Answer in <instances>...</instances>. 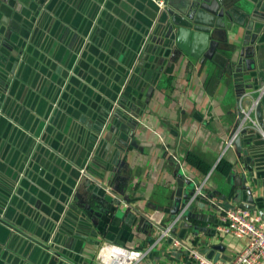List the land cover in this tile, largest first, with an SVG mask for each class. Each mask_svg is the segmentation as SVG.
<instances>
[{"label":"crops","instance_id":"0c3cea01","mask_svg":"<svg viewBox=\"0 0 264 264\" xmlns=\"http://www.w3.org/2000/svg\"><path fill=\"white\" fill-rule=\"evenodd\" d=\"M101 1L47 0L29 31L14 20L13 7L0 10L5 36L9 32L15 41L20 31L28 35L15 62L0 54L12 73L3 117L16 124L0 122V217L17 228L12 232L0 221V264H108L102 256L112 245L143 251L135 264H191L187 252L168 240L154 244V225L174 216L173 192L183 174L192 185L205 180L203 190L213 199L192 204L174 233L200 253L228 260L244 240L218 235L215 205H236L228 198L244 184L264 195V93L253 106L264 84V0H224L233 7L231 27L221 33L211 59L200 61L174 45L164 53L150 48L127 76L121 47L101 45L93 35L107 10L93 14L90 7ZM144 1L150 33L160 40L161 10ZM121 35L112 36L121 42ZM246 46L256 48L254 63L240 79L232 64ZM151 83L148 101L131 103ZM110 107L102 127L99 116ZM236 125L247 131L240 155L234 143L226 145ZM173 156L183 161L184 173ZM77 164L85 166L86 177ZM9 178L14 182L6 189Z\"/></svg>","mask_w":264,"mask_h":264},{"label":"water","instance_id":"95a60500","mask_svg":"<svg viewBox=\"0 0 264 264\" xmlns=\"http://www.w3.org/2000/svg\"><path fill=\"white\" fill-rule=\"evenodd\" d=\"M46 1L47 0H0V10L5 7L12 10L11 7H13L16 10L14 12V20L16 22H22L26 27V31H29V27H31L32 22H35L39 6ZM113 1L116 3V6H113L111 0H102L99 5L94 4L90 7V13L93 14L97 12L99 7L107 10V14L103 15V17L105 16L104 25L101 26V29L97 33L95 32L94 28L92 31L93 35H98L97 43H100L101 45L112 43L121 47L122 52L125 53L124 58L127 59V63L125 64L127 68L124 72L125 76H127L129 72L128 67H130L131 63H140L148 50L151 49L156 50V52L163 51L164 53L166 50L172 51L171 47L174 45L179 49V51H183L192 57L200 58V61L204 60L205 58L211 59L217 48L218 38L221 36V33H226L227 28L231 27L230 20H232L233 7H225L224 0H163L164 7L160 8L159 6H156L154 8V12L158 10V8L161 10L160 17L157 20L158 23L156 22L157 26L159 25L162 29V38L158 40L155 34L150 33L151 26L149 25L147 17V9H144L141 4L142 2L146 3L144 0H140V2L139 0ZM151 1L154 2L155 5H158L160 0ZM48 2L54 4L55 2H58V0H48ZM132 2H134L141 10H143L144 13L136 11L133 7H131V4H133ZM109 9L112 11V15L108 12ZM151 17H153V14H151ZM6 22V17L0 18V54H5V56L10 57V60L15 62L18 54L20 53V57L24 48V45H20V43L25 42L28 35L20 31L21 36L18 35L16 40L13 41V37L12 35L10 37L9 32H7L6 36L3 34ZM11 26L14 28L13 24ZM120 33L124 35V37L121 35V42L112 36L115 34L117 37ZM3 37H6L7 39H3ZM163 41L168 43L167 47L162 45ZM152 42H156L159 48H157V46H152ZM252 43L253 39H251V44ZM250 48L251 46H246L243 48L240 54L241 58L238 60V62L232 64L234 67L233 75L235 77L242 79L241 76L244 72L249 73V70L254 63V58L251 57V54L256 49L254 47V50L251 51L249 50ZM20 49H22L21 52H19ZM10 62L11 61L5 63L9 64ZM8 72V68L4 67L2 63H0V122L5 120L10 125V127H16V124L13 121L14 118H12L10 115H8V119L3 117V114H6L4 108L8 103V97L5 96V94L8 93L10 95L9 90L7 91L5 86L10 83L12 78V73L8 74ZM237 73L238 76H236ZM134 76L135 74H132L131 80ZM248 87V91H251L252 88L250 86ZM119 91L120 86L118 85L117 88L115 87V92ZM152 91L153 83L148 86L147 90L139 98V100H133L131 103H134L138 106H143V104L148 101ZM62 95L63 94H61L60 90L58 92V97H62ZM123 95L129 96V93L124 91ZM53 104H55V102ZM112 109L113 107H110L109 110L106 109V113L99 116L98 120L101 121L100 125H102V127V122L105 123V120L111 115L109 114V111L111 112ZM242 114L243 112L238 116L239 122L242 120ZM135 116L136 113L134 112L129 114L131 119V123L129 122L130 127H134L135 125ZM95 130L99 131L102 130V128L100 129L96 126ZM246 132L247 131L244 129L240 131L237 130V125L230 132V137L234 135L233 143L237 148L238 155H240L243 148L241 136H247ZM56 137H58V135H56ZM92 139L94 140L95 138L93 137ZM260 142L264 143L263 141ZM247 149L249 150V148ZM86 151H89V147L86 148ZM77 167V171H79L78 169L80 168L83 169L84 174L82 172L81 174L83 177H86V172L84 170L85 166L83 167L81 164H77ZM71 173L75 176L77 174V172ZM180 177L181 178H178V189L174 190L173 192V196H176L175 199L177 201V206L174 208V214L195 192V185L190 184V180L184 178L183 176ZM13 182L14 179L13 181L10 178L6 179L4 187L6 189L12 187ZM185 182L188 183L189 186L186 192L182 194L181 189ZM71 187L72 186L69 185L64 188L62 187V189L66 190L67 192ZM180 194H182L181 197L179 196ZM208 196L210 199H213L211 194H208ZM4 200L5 198L2 197L0 201L4 202ZM205 200L206 199H202L201 197H196L193 201V204H204ZM228 201L243 208L255 210L262 218H264V195H256L248 185L244 184L239 189L234 190V193L229 196ZM9 212L13 211L9 209L7 213ZM0 221L2 224H4V227L10 228V231L13 232V229H16L17 231L15 226H12L2 217H0ZM18 231H20V229ZM54 259H57V256L52 255L51 260Z\"/></svg>","mask_w":264,"mask_h":264},{"label":"built area","instance_id":"2783aa9c","mask_svg":"<svg viewBox=\"0 0 264 264\" xmlns=\"http://www.w3.org/2000/svg\"><path fill=\"white\" fill-rule=\"evenodd\" d=\"M158 6L160 8L164 7L163 0L158 2ZM263 93L264 84L258 89L259 96L253 106L258 104ZM253 125L263 135L260 129L255 124ZM233 139L234 135L226 142L227 147L232 146ZM173 157L177 160L181 172L184 173L185 167L183 161L175 156ZM81 172L84 173L83 169ZM187 177L186 179H189ZM204 181L201 184H194V194L167 223L161 225L160 221H158L154 225L156 230L154 244L162 240H168L173 248H182L187 252L191 264H264V218L255 210H249L239 205L229 207H222L219 204L215 205L218 208V222L215 226L218 235L230 234L244 240L241 249L228 260L208 257L191 245L189 239L181 238L174 233L175 226L185 217L188 208L193 204L196 197L209 200L208 194L203 190ZM116 197L120 200L118 196ZM122 204L124 208H129V204L125 201H122ZM107 249L110 255L101 256L108 264H135L145 254L140 250H130L115 245L109 246Z\"/></svg>","mask_w":264,"mask_h":264},{"label":"bare ground","instance_id":"6f19581e","mask_svg":"<svg viewBox=\"0 0 264 264\" xmlns=\"http://www.w3.org/2000/svg\"><path fill=\"white\" fill-rule=\"evenodd\" d=\"M103 254L106 255V256H109V255H110L108 249H106V250L103 252Z\"/></svg>","mask_w":264,"mask_h":264}]
</instances>
